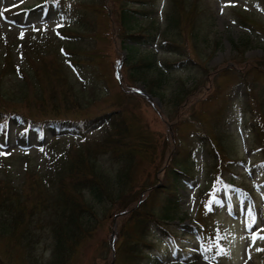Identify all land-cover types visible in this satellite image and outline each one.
Masks as SVG:
<instances>
[{
    "label": "rangeland",
    "instance_id": "1",
    "mask_svg": "<svg viewBox=\"0 0 264 264\" xmlns=\"http://www.w3.org/2000/svg\"><path fill=\"white\" fill-rule=\"evenodd\" d=\"M36 1L0 0V107L38 119L54 116L51 108L78 119L114 109L137 113L152 148L136 156L134 188L162 180L176 139L181 149L196 145L227 114L225 138L216 142L222 159L198 154L195 179L179 197L185 214L170 221L172 236L152 235L159 262L146 255L140 264H264V120L249 123L264 105V0H197L196 7L194 0H44L33 7ZM125 8L139 11L131 12L134 31L145 35L155 26L153 44L135 49L133 62L131 30L119 19ZM172 16L178 21L168 30ZM162 39L177 47L164 51ZM144 54L167 72L162 88L154 73L132 78L130 68ZM179 58L186 62L167 64ZM185 87L187 97H178ZM19 125L11 119L0 130V177L16 182L32 180L31 168L43 173L72 141L65 131L55 139L46 133L44 142L33 132L22 136ZM127 212L97 207L98 227L69 264H113ZM47 246L40 244L38 255L54 264ZM13 264L26 263L18 256Z\"/></svg>",
    "mask_w": 264,
    "mask_h": 264
},
{
    "label": "trees",
    "instance_id": "2",
    "mask_svg": "<svg viewBox=\"0 0 264 264\" xmlns=\"http://www.w3.org/2000/svg\"><path fill=\"white\" fill-rule=\"evenodd\" d=\"M44 2L37 0L32 6L38 7ZM193 2L198 6L197 0ZM131 12L139 11L125 8L119 12L120 25L131 30L126 37L133 42L127 43L131 48L127 62L134 61L135 49L154 42V24L149 25L145 35L134 31L137 17ZM170 18L168 30L178 21L177 16ZM160 46L170 51L177 47L166 39H162ZM185 62L179 58L167 64L179 66ZM151 73L155 75L157 87L167 84V72L155 64L153 55L140 56L139 63L130 68L132 78L145 79ZM188 94L185 87L178 97L186 98ZM260 107L253 112L251 125L253 120H264V105ZM51 109L54 116L38 119L8 104L0 107L2 132L13 119L20 124L18 130L22 136L28 137L33 132L44 142L46 133H52L55 139L65 131L72 138L62 155L50 160L43 173L38 174L32 168L28 171L32 180L16 182L8 174L0 177V264H13L18 256L26 264H42L38 249L46 242L54 264H69L79 246L98 227L97 207L106 203L116 212L128 211L122 214L124 222L116 232L113 264H140L146 255L158 263L157 254L152 252L156 246L152 235L161 232L171 236L170 221L175 214H185L179 197L183 195L186 180H193L197 173V155L203 153L214 161L220 159L216 142L225 138L222 135L226 131L227 114H222L221 124L213 125L210 133L201 135L196 145L181 149L175 140L174 155L164 167L159 184L154 181L146 187L134 188L136 156L152 148L145 130H140L137 113L114 109L78 119L58 116V108ZM88 128L103 130L88 136ZM123 191L126 193L121 196ZM144 191L146 194L141 198Z\"/></svg>",
    "mask_w": 264,
    "mask_h": 264
},
{
    "label": "snow or ice",
    "instance_id": "3",
    "mask_svg": "<svg viewBox=\"0 0 264 264\" xmlns=\"http://www.w3.org/2000/svg\"><path fill=\"white\" fill-rule=\"evenodd\" d=\"M0 15H2V13H0ZM59 26V25H58Z\"/></svg>",
    "mask_w": 264,
    "mask_h": 264
},
{
    "label": "water",
    "instance_id": "4",
    "mask_svg": "<svg viewBox=\"0 0 264 264\" xmlns=\"http://www.w3.org/2000/svg\"><path fill=\"white\" fill-rule=\"evenodd\" d=\"M151 97V96H150Z\"/></svg>",
    "mask_w": 264,
    "mask_h": 264
}]
</instances>
